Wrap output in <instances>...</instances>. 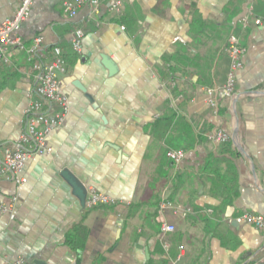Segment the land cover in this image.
Wrapping results in <instances>:
<instances>
[{
	"label": "crops",
	"instance_id": "1",
	"mask_svg": "<svg viewBox=\"0 0 264 264\" xmlns=\"http://www.w3.org/2000/svg\"><path fill=\"white\" fill-rule=\"evenodd\" d=\"M21 2L0 0V21ZM77 27L81 53L71 48ZM232 34L246 50L236 94L220 90L212 109L205 88L226 81ZM18 35L27 48L41 35L46 56L65 49L70 108L49 135L53 151L26 162L25 183L0 182L4 199L18 195L0 211V264H264V229L241 218L264 215V0H99L95 16L86 3L74 18L62 0H35ZM9 54L0 65V160L34 88L26 50ZM218 129L228 142L207 138ZM169 149L185 151L179 163ZM64 170L120 204L87 208Z\"/></svg>",
	"mask_w": 264,
	"mask_h": 264
},
{
	"label": "built area",
	"instance_id": "2",
	"mask_svg": "<svg viewBox=\"0 0 264 264\" xmlns=\"http://www.w3.org/2000/svg\"><path fill=\"white\" fill-rule=\"evenodd\" d=\"M34 2L35 0H22L12 18L0 21V65L10 63V51L26 50L27 59L32 65L34 76V88L23 114V130L16 140L4 147L3 157L0 160V182L12 181L16 187H20L26 181L22 172L30 158L53 151V147L48 141L49 135L64 123L70 108L69 97L63 92L60 81V74L67 71L65 49L60 45H55L51 49L50 55L46 56L43 54L44 41L41 35L34 37L33 44L29 48L25 46L21 36L18 35L21 26L29 20ZM86 3L91 6V16H95L99 12V0H62L63 14L66 17L74 18ZM120 4L121 2L118 1L116 6ZM251 16L252 6L240 18L243 29L250 26ZM253 21L255 24L261 23L260 18H255ZM85 34L82 27L73 30L71 48L74 52L81 53ZM245 51L239 37L235 34L230 35L225 48L230 60L226 81L221 86L205 88V103L210 108L216 109L218 107L216 95L220 90L229 98L235 96L237 74L243 67ZM206 136L215 142L224 143L230 140V135L222 129L208 133ZM184 155L183 149H169L167 151L168 158L174 164L179 163ZM17 201V194L6 200L0 190L1 212L11 210ZM118 204L120 202L116 198L94 187L87 188L85 202L87 208L116 206ZM241 218L245 223L251 224L257 229H264V215L262 214L246 212ZM163 230L174 231L175 226L165 223ZM13 264H29V262L24 257H18Z\"/></svg>",
	"mask_w": 264,
	"mask_h": 264
},
{
	"label": "water",
	"instance_id": "3",
	"mask_svg": "<svg viewBox=\"0 0 264 264\" xmlns=\"http://www.w3.org/2000/svg\"><path fill=\"white\" fill-rule=\"evenodd\" d=\"M103 63L110 70L111 73L117 72V66L113 60L108 56H103ZM63 176L68 180V182L73 186L75 193L79 196L82 204L84 205L87 198V190L81 185L79 180L75 178L68 170L63 171Z\"/></svg>",
	"mask_w": 264,
	"mask_h": 264
}]
</instances>
